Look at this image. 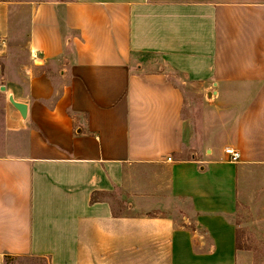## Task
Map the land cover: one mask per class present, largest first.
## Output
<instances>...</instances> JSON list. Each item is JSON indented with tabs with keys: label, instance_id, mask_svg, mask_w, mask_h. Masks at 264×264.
Masks as SVG:
<instances>
[{
	"label": "crops",
	"instance_id": "crops-1",
	"mask_svg": "<svg viewBox=\"0 0 264 264\" xmlns=\"http://www.w3.org/2000/svg\"><path fill=\"white\" fill-rule=\"evenodd\" d=\"M0 39V263L235 264L264 0L0 1Z\"/></svg>",
	"mask_w": 264,
	"mask_h": 264
},
{
	"label": "rangeland",
	"instance_id": "rangeland-1",
	"mask_svg": "<svg viewBox=\"0 0 264 264\" xmlns=\"http://www.w3.org/2000/svg\"><path fill=\"white\" fill-rule=\"evenodd\" d=\"M19 20L20 23L16 22L12 28L14 35L11 36L10 43L20 46L22 52H25L28 42V33L25 30L27 24L23 16L19 17ZM3 42L1 45L7 48L6 41ZM20 57L22 58L21 54ZM196 106L200 107L199 104ZM117 207L122 213L125 205L119 202ZM174 215L179 218L181 214ZM233 221L236 238L235 264H264V166L248 169L239 178V201L233 214ZM0 264H49V262L36 256H7Z\"/></svg>",
	"mask_w": 264,
	"mask_h": 264
},
{
	"label": "water",
	"instance_id": "water-1",
	"mask_svg": "<svg viewBox=\"0 0 264 264\" xmlns=\"http://www.w3.org/2000/svg\"><path fill=\"white\" fill-rule=\"evenodd\" d=\"M2 89L5 90V87L2 86ZM9 99H10V102L15 106V108H17L20 111L21 115L24 118H26L27 117V109H28L27 104L24 102L16 101L13 95H10Z\"/></svg>",
	"mask_w": 264,
	"mask_h": 264
},
{
	"label": "built area",
	"instance_id": "built-area-1",
	"mask_svg": "<svg viewBox=\"0 0 264 264\" xmlns=\"http://www.w3.org/2000/svg\"><path fill=\"white\" fill-rule=\"evenodd\" d=\"M225 152H226V154H228L230 156V159L233 162H237V161H239L241 159V153H240V151H238L235 148L227 147L225 149ZM169 159H171V158H169Z\"/></svg>",
	"mask_w": 264,
	"mask_h": 264
}]
</instances>
